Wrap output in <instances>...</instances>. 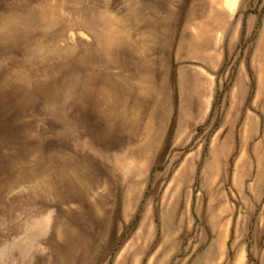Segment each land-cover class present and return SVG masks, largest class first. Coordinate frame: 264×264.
Listing matches in <instances>:
<instances>
[{"label":"rangeland","instance_id":"rangeland-1","mask_svg":"<svg viewBox=\"0 0 264 264\" xmlns=\"http://www.w3.org/2000/svg\"><path fill=\"white\" fill-rule=\"evenodd\" d=\"M0 264H264V0H0Z\"/></svg>","mask_w":264,"mask_h":264}]
</instances>
